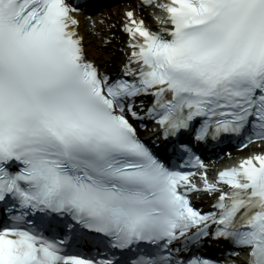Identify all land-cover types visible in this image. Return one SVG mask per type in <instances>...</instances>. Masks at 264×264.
<instances>
[{
    "label": "snow or ice",
    "instance_id": "obj_1",
    "mask_svg": "<svg viewBox=\"0 0 264 264\" xmlns=\"http://www.w3.org/2000/svg\"><path fill=\"white\" fill-rule=\"evenodd\" d=\"M139 7L164 26L132 7L117 25L80 0H0V264H224L190 252L220 240L231 264H264V150L215 180L196 151L264 142V0ZM81 16L106 45L126 34L114 74L89 58Z\"/></svg>",
    "mask_w": 264,
    "mask_h": 264
},
{
    "label": "bare ground",
    "instance_id": "obj_2",
    "mask_svg": "<svg viewBox=\"0 0 264 264\" xmlns=\"http://www.w3.org/2000/svg\"><path fill=\"white\" fill-rule=\"evenodd\" d=\"M139 1L137 0H131L122 6H118L114 8L113 10L109 11L113 19L117 20V25L119 24V16L120 12L123 8L126 7H132L135 11V14L137 17H143L147 26L152 30H157L159 27H162L164 25L159 24V20H162L160 17H155L151 14V12L147 9L141 10L139 7ZM109 12L105 13L108 14ZM100 17V16H99ZM97 17V18H99ZM82 21H84V24L82 26V34L85 35V40L87 44V50L89 54L90 59H95L102 68H106L111 73H115L118 71L119 64L123 60V50L122 46L126 47L125 40L126 36L125 33L119 28V26L115 27L113 31L115 32V37L113 38L111 44H105L104 43V36L107 35L106 31H101L99 35H94L92 30L87 27V21L84 20V17L81 16ZM101 28L106 29V25H101ZM264 150V143L261 144H253L248 149L243 151H235L230 153L225 157L224 160H222L219 163H224L226 159L229 157L234 156H246L256 151ZM212 168L211 165H208L207 170H210ZM201 195L203 199L210 201L211 198L215 197V194L208 195L207 193L201 192Z\"/></svg>",
    "mask_w": 264,
    "mask_h": 264
}]
</instances>
